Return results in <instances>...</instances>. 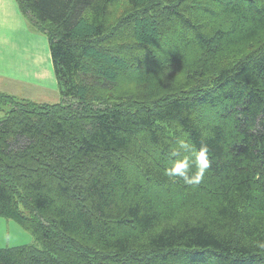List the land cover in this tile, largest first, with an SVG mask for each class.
<instances>
[{
	"label": "trees",
	"instance_id": "obj_1",
	"mask_svg": "<svg viewBox=\"0 0 264 264\" xmlns=\"http://www.w3.org/2000/svg\"><path fill=\"white\" fill-rule=\"evenodd\" d=\"M16 2L60 99L0 91V216L36 240L0 264H264V0Z\"/></svg>",
	"mask_w": 264,
	"mask_h": 264
},
{
	"label": "crops",
	"instance_id": "obj_2",
	"mask_svg": "<svg viewBox=\"0 0 264 264\" xmlns=\"http://www.w3.org/2000/svg\"><path fill=\"white\" fill-rule=\"evenodd\" d=\"M54 76L47 37L31 27L16 0H0V91L8 87L18 97L19 91L33 94L39 89L45 95ZM28 97L32 95H21Z\"/></svg>",
	"mask_w": 264,
	"mask_h": 264
},
{
	"label": "clouds",
	"instance_id": "obj_3",
	"mask_svg": "<svg viewBox=\"0 0 264 264\" xmlns=\"http://www.w3.org/2000/svg\"><path fill=\"white\" fill-rule=\"evenodd\" d=\"M169 166L164 173L169 178L182 180L185 184H199L210 167L209 149L207 144L198 148L188 138H179L170 145ZM264 248V243L260 244Z\"/></svg>",
	"mask_w": 264,
	"mask_h": 264
},
{
	"label": "rangeland",
	"instance_id": "obj_4",
	"mask_svg": "<svg viewBox=\"0 0 264 264\" xmlns=\"http://www.w3.org/2000/svg\"><path fill=\"white\" fill-rule=\"evenodd\" d=\"M53 83H54V86L48 94L46 93L44 95L46 91L43 92L42 90L37 89L38 91L33 94L29 92L26 93V92L19 91L17 95H20L18 96L20 98H21V95L22 96L25 94H27L28 96L32 95V98L28 97L31 100L55 103V102H58L60 99L59 88H58L57 80L55 76H54ZM7 89L8 87H4L1 89V91L6 92L11 95L16 94V93H13L12 91H8ZM8 109L9 108L5 106L2 110H0V117L5 116ZM35 243H36V240L33 234L29 230L21 226L19 223H17L13 219L0 216V248L16 247V246H21V245H33Z\"/></svg>",
	"mask_w": 264,
	"mask_h": 264
}]
</instances>
